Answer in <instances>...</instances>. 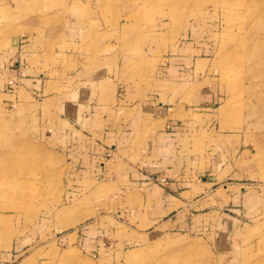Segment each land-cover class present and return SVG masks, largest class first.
Masks as SVG:
<instances>
[{
  "label": "rangeland",
  "instance_id": "obj_1",
  "mask_svg": "<svg viewBox=\"0 0 264 264\" xmlns=\"http://www.w3.org/2000/svg\"><path fill=\"white\" fill-rule=\"evenodd\" d=\"M16 46L38 52L56 78L76 70L79 54L110 72L136 58L125 74L147 91L162 59L195 58L192 71L217 101L194 147L220 134L241 142L226 170L259 194L260 207L226 243L219 214L205 216L211 201L189 207L193 228L157 231L143 189L88 181L2 106L0 264H264V0H0V54Z\"/></svg>",
  "mask_w": 264,
  "mask_h": 264
},
{
  "label": "crops",
  "instance_id": "obj_2",
  "mask_svg": "<svg viewBox=\"0 0 264 264\" xmlns=\"http://www.w3.org/2000/svg\"><path fill=\"white\" fill-rule=\"evenodd\" d=\"M76 59L73 73L56 78L38 52L23 46L2 52L0 108L10 106L18 118L28 120L88 181L143 189L146 220L157 231L193 228L189 207L211 201L213 210L205 216L219 214V235L226 243L243 217L258 211L259 194L232 178L239 173L226 170L242 154L236 138L220 134L194 147L195 135L217 101L215 88L204 87L192 71L195 58L191 63L173 56L162 59L150 91L137 84L139 75L125 74V64H136V58L119 59L113 72L98 67V59L89 64L80 54ZM19 95L28 98L25 104Z\"/></svg>",
  "mask_w": 264,
  "mask_h": 264
},
{
  "label": "bare ground",
  "instance_id": "obj_3",
  "mask_svg": "<svg viewBox=\"0 0 264 264\" xmlns=\"http://www.w3.org/2000/svg\"><path fill=\"white\" fill-rule=\"evenodd\" d=\"M0 168H2L1 166H0ZM1 170V169H0ZM158 264V263H157Z\"/></svg>",
  "mask_w": 264,
  "mask_h": 264
}]
</instances>
